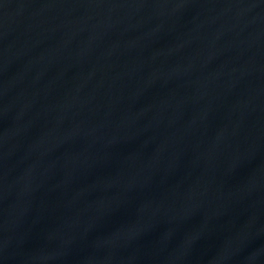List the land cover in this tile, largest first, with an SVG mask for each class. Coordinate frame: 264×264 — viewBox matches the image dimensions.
I'll use <instances>...</instances> for the list:
<instances>
[{
	"label": "water",
	"instance_id": "water-1",
	"mask_svg": "<svg viewBox=\"0 0 264 264\" xmlns=\"http://www.w3.org/2000/svg\"><path fill=\"white\" fill-rule=\"evenodd\" d=\"M0 264H264V0H0Z\"/></svg>",
	"mask_w": 264,
	"mask_h": 264
}]
</instances>
